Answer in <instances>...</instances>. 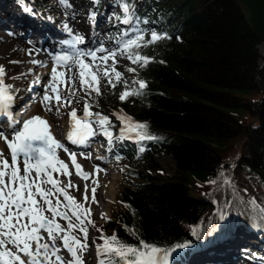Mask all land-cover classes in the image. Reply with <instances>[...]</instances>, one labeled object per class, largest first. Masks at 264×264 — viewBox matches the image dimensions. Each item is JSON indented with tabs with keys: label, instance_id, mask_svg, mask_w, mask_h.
<instances>
[{
	"label": "trees",
	"instance_id": "obj_1",
	"mask_svg": "<svg viewBox=\"0 0 264 264\" xmlns=\"http://www.w3.org/2000/svg\"><path fill=\"white\" fill-rule=\"evenodd\" d=\"M165 1L177 13L172 23L180 27L182 41L174 37L158 45L156 62L139 71L152 86L138 95V106L140 118L170 135L176 171L168 174L155 165L159 152L148 155L143 182L121 193L127 209L106 226L130 243L144 238L161 246L183 238L180 223L204 213V204L184 186L208 188L218 161L226 160L221 151L227 143L237 148L227 160L237 156V169L262 184L244 190L243 200L254 204L252 213L264 209V0ZM120 103L127 109L128 103ZM245 117L252 124H241ZM242 136L244 151L235 143ZM213 200L225 203L224 197ZM180 213L190 219L178 218Z\"/></svg>",
	"mask_w": 264,
	"mask_h": 264
},
{
	"label": "snow or ice",
	"instance_id": "obj_2",
	"mask_svg": "<svg viewBox=\"0 0 264 264\" xmlns=\"http://www.w3.org/2000/svg\"><path fill=\"white\" fill-rule=\"evenodd\" d=\"M68 2L69 0H61V3L65 5ZM120 7L123 9V14L118 16V19L124 23L137 21L134 15V5L129 0H121ZM89 14L95 16V10ZM63 28L72 35L71 40L64 41L66 44L75 45L86 39L83 34H73L72 28L67 23L63 24ZM128 31L125 30L119 41L120 46L113 47L111 50L100 43L98 48L85 50L75 47L73 51L53 52L55 65L50 73L52 79L43 85L42 102L45 103V110L52 111L54 107V110L59 113L62 106L73 102L77 91L69 84V82L75 83L74 78L66 77L64 69L61 68L58 71L57 66L64 65L66 68L68 62L72 61L79 67L81 88L89 96L92 94L90 90L93 89L100 94L98 72L103 74L112 87H115V83L123 76L122 72L108 65L110 58L115 64L116 55L119 53L121 56L126 55L129 61L145 66L154 57L142 54L139 50L140 46L151 44L162 38H169L167 32L151 30L150 38H146L145 30L142 28H135L130 35ZM98 52H103L104 55L100 56ZM87 56L91 57L90 63L85 60ZM85 70H88V79H86ZM29 71L32 70L29 69ZM130 71L136 72L137 69L130 68ZM111 73H114L115 80ZM3 75L4 68L0 65V114H3L4 122L7 124L6 128L0 127V138L6 141L11 156L9 160L4 155V150L0 149V264H84L80 252L88 247V225L95 224V221L91 219V207H86L89 200V188L85 183L83 201L77 200L75 196L66 191V187L72 186L71 172L68 163L58 156L57 149H63L67 153L77 174L85 181L92 173L84 170L81 163L77 161L76 152L71 150L65 141L57 138L46 117L34 114L26 119H15L12 112L15 93L11 91L12 86L4 82ZM58 76L63 79H58ZM133 80L138 87H124L119 94L121 101L133 93L140 94L147 85L144 79L137 81L133 78ZM127 83L125 81L126 85ZM60 87L66 88L69 95H61ZM116 115L121 126L120 135L114 137L110 126L111 118L103 113H93L90 102L85 97L82 116L77 115L75 108L70 109L72 127L66 140L77 145L88 143V138L94 135V125L90 122V118L97 119L99 131L108 138V143H111L113 139H124L125 136L140 144L146 139L156 138L149 132L147 121H137L130 115L120 113ZM130 133L132 135H129ZM143 150V147L139 149L141 152ZM81 155L90 156L91 153L82 152ZM119 158L117 156V159ZM100 167L99 164L95 165L97 172ZM54 172L66 175L68 184L61 186L58 177L53 175ZM224 179L228 181V177L225 176ZM211 182L214 183V181ZM95 183L91 189L92 201L96 200ZM76 187L78 189L79 186ZM61 194L63 199H61ZM252 199L255 200V198ZM104 215L101 213L102 217ZM227 216V212L222 211L219 214V219L224 221V226L228 223ZM57 217L66 221L67 227L62 225ZM73 217L76 222H73ZM124 227L128 229L127 225ZM77 228L83 234V239L73 234V229ZM98 230L102 234L100 239L103 241L102 244L97 243L96 245V254L100 258L98 264H169L174 248L179 249L184 246L180 244L161 246L148 242L144 238L138 239V243H130L115 231L108 236L104 234V229ZM128 230L136 235L134 229ZM57 238L62 241L61 244H57ZM187 243L189 242H184L185 245ZM61 248L66 249L72 259L65 260L61 254Z\"/></svg>",
	"mask_w": 264,
	"mask_h": 264
},
{
	"label": "rangeland",
	"instance_id": "obj_3",
	"mask_svg": "<svg viewBox=\"0 0 264 264\" xmlns=\"http://www.w3.org/2000/svg\"><path fill=\"white\" fill-rule=\"evenodd\" d=\"M3 32L4 31H1L0 34L2 35ZM3 35H5V36H0V39L8 38L6 33L5 34L3 33ZM1 42H2V40H0V50H1V48H3L2 47L3 45L1 44ZM6 53H7V51L5 53H3V52L0 53V63H3V64L6 63L5 65L7 66L8 69H14V66L10 63V60H12V59H10V56H12V57H14V56L13 55H8V57H6L7 56ZM102 55H104L103 52L100 53V56H102ZM19 56H21V55H19ZM85 60L88 61L89 63L91 62V59H89V58H85ZM131 64H133V61H129L127 59L126 55L125 56H121L119 53H117V55H116L115 64H113V61L111 60V58L108 61V65L109 66H113L117 70H119L120 72L123 73V76L120 78V80L115 83V86L119 87L120 93L124 89V87H126V86H132L133 87L134 86V84H133L134 82H132L131 76H130L131 72L129 71V67H130ZM85 71H86V79H88V77H87V71L88 70H85ZM65 75H66V77L67 76H71V77L74 78L75 83L71 84V82H69V84H70L71 87H75L77 89V91L74 94L73 102L71 104H68V105L73 107V108H79V106L82 104L80 99L84 100V98L87 95L86 94L87 92L83 88H81V80H80L78 65H72L71 67H69V69L65 71ZM97 75L99 76V87L101 89V92H100V94H97L95 92V90L93 89V91L98 95L96 97V100L98 101V104L94 105V110L98 111V112H103L105 114H108L109 116H112L111 113H114L113 109L115 107H112V104L109 103V100L107 99L106 95L104 94V92H106L107 88L111 87L112 85H110L107 82V79L103 76L102 73L98 72ZM111 75L113 76V80H115L114 73H111ZM11 76L15 77V81H17V82H19L21 84L22 80H21V78H16V73L15 72H12ZM125 81L128 82L127 85L125 84ZM12 87L15 88V85H12ZM60 91L62 92L61 95H69L67 89L64 88V87H61ZM250 95H253L254 98H258L259 97V94H256V93H253V94H250ZM64 107L67 108L68 106L67 105L66 106H62L60 109H62V111H63ZM43 109H44L43 102L40 101V104H38L36 107L33 108L32 115H34V114L42 115V110ZM92 112L94 113V111H92ZM64 115H65V113H64ZM54 118L60 119L58 122H56V127L58 125H61L62 121L64 120V116H62V114L54 115ZM93 119H95V118H91V120H93ZM95 120H97V119H95ZM134 120H136V119H134ZM239 120L240 121L244 120L243 121L244 123L243 122H240V123L245 125V126H247L246 124H249V123L252 124V121L254 119L249 118V117H245L244 119H239ZM95 126H96V128H99L97 122L95 123ZM58 127H60V126H58ZM56 132L58 133L59 131L56 130ZM245 139H246L245 136H242V137L238 138L237 141H235V143H238L237 147L239 149H241V150L243 149V151H244V145L243 144H244V140ZM0 142L2 143V147L0 146V149L4 150L3 144H4L5 141L3 140V138H0ZM232 143H234V141H232ZM228 146L229 145L227 143L226 146L223 147V154L225 152L224 156L226 155L225 156L226 158H228V155H229L228 152H227ZM232 154H234V153H231L230 155H232ZM156 162L159 165V167H161L162 169H164L168 173L172 172V173L175 174L176 163H175V160H174L173 156H171L170 154L161 153L159 156L156 157ZM88 166L91 168L89 171L92 173V175L90 176V178L87 181L79 180L76 177V175H74V173L71 170V168L69 169L70 172H71V184H72V186L71 187H66V191H68L71 195L75 196L77 198V200H80V201H83V193H84V185H85V183H87L88 187H89L90 182L94 179V171L95 170L92 167V165L88 164ZM107 172H108V174H107L108 176L112 175L115 178V181L113 182L114 186L112 187V190H111V192L114 194V197L111 196L112 199L109 200V202H108V208L109 209L108 210H104L102 208V203L101 202H102L103 199H105L104 198V191H103L104 188H103V183L102 182H100L99 186L95 187V198H96V200L95 201L91 200V193L89 191V200L86 203V207L87 206L91 207V219L95 221L94 225H92V224L88 225L89 232L91 233V236H89V238L91 237V240L93 238H95V232H96V229H97L96 224L98 222L99 223L100 222H104L105 218L111 217L113 215V212L116 211L118 203H119V200H118L119 199V192L124 186H126L128 184L127 178L123 175V172L121 171V166L112 165V167ZM54 173H58V172H54ZM58 174H59V181L61 182V186L67 185L68 182H69L68 181V177L66 175H63V174H60V173H58ZM234 174L239 176L238 172H235ZM104 177H107L106 174L102 178H104ZM77 185L79 186L78 189L76 187ZM184 187L188 191V189H190L191 186L190 185H186ZM189 194L191 195L190 192H189ZM61 197H62V194H61ZM101 213H104L105 215L102 217ZM79 233H80V236L83 237V234L80 231L77 233V235H79ZM57 243L61 244L62 241L59 238H57ZM63 250H64V248H61V251H63Z\"/></svg>",
	"mask_w": 264,
	"mask_h": 264
},
{
	"label": "bare ground",
	"instance_id": "obj_4",
	"mask_svg": "<svg viewBox=\"0 0 264 264\" xmlns=\"http://www.w3.org/2000/svg\"><path fill=\"white\" fill-rule=\"evenodd\" d=\"M3 45V49L4 48H6V50H7V53L8 54H12V55H16L17 54V51L18 50H20L19 52L21 53V49L20 48H18V50L16 51V52H12V50L9 48V47H11V48H17V47H19V46H21V43H20V41L19 40H13V39H11L8 43H3L2 44ZM1 53V52H0ZM6 55V54H5ZM6 64V63H5ZM9 65V64H8ZM58 71H59V68H58ZM44 73H46V75L47 76H51L50 75V73H51V68H47L46 70H44ZM51 79H52V77H51ZM58 79H61V78H59V76H58ZM47 118V117H46ZM50 122V121H49ZM85 145V144H84ZM99 179V178H98ZM106 186H108V188L105 190V195H104V198H105V200L108 198V197H111V196H113L114 197V194L111 192V190H112V187L114 186V183L113 182H108L107 183V181H106V184H105ZM92 189V188H91ZM234 256V255H233Z\"/></svg>",
	"mask_w": 264,
	"mask_h": 264
},
{
	"label": "water",
	"instance_id": "obj_5",
	"mask_svg": "<svg viewBox=\"0 0 264 264\" xmlns=\"http://www.w3.org/2000/svg\"><path fill=\"white\" fill-rule=\"evenodd\" d=\"M177 217L180 218V219H183V220H189L190 219V217H189V219H186L187 215L182 214V213L178 214ZM173 242H174V240L170 241L169 244H172Z\"/></svg>",
	"mask_w": 264,
	"mask_h": 264
}]
</instances>
